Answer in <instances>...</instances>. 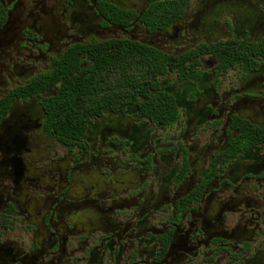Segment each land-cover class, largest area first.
Instances as JSON below:
<instances>
[{
  "label": "flooded vegetation",
  "instance_id": "flooded-vegetation-1",
  "mask_svg": "<svg viewBox=\"0 0 264 264\" xmlns=\"http://www.w3.org/2000/svg\"><path fill=\"white\" fill-rule=\"evenodd\" d=\"M110 68L167 115L59 133ZM0 264H264V0H0Z\"/></svg>",
  "mask_w": 264,
  "mask_h": 264
},
{
  "label": "trees",
  "instance_id": "trees-1",
  "mask_svg": "<svg viewBox=\"0 0 264 264\" xmlns=\"http://www.w3.org/2000/svg\"><path fill=\"white\" fill-rule=\"evenodd\" d=\"M138 60V58L127 60L126 63L135 66L134 62L137 63ZM161 61L162 58L154 52L152 54V88L157 87ZM123 63L122 59L121 65ZM94 72V76L87 81H84L83 77H73L60 85L58 96L51 103V109L57 131L62 135L78 137L83 132V125L86 123L84 119H90L95 112L103 108L123 109L130 102L138 103L139 109L155 120H160L167 115L169 105H165L166 100L160 95L149 97L147 93L148 103H139L136 96L146 93L147 88L144 80L141 83L137 76H132L131 70H127L126 78L120 80L110 77L111 68L104 71L96 69Z\"/></svg>",
  "mask_w": 264,
  "mask_h": 264
}]
</instances>
